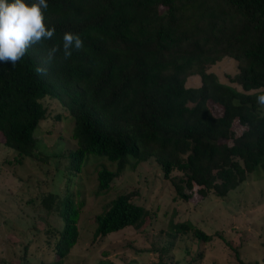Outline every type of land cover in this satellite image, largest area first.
<instances>
[{
    "label": "trees",
    "instance_id": "1",
    "mask_svg": "<svg viewBox=\"0 0 264 264\" xmlns=\"http://www.w3.org/2000/svg\"><path fill=\"white\" fill-rule=\"evenodd\" d=\"M48 5L45 16L55 36L34 45L14 66L0 63V145L16 152L17 162L40 157L34 130L47 118L43 99L49 97L63 104L74 124L70 171L78 173L90 154L115 164L98 166L96 195L107 194L126 168L149 158L165 177L177 171L170 177L175 193L192 203L210 194L225 197L248 174L264 169V108L256 101L264 94V0ZM67 31L82 37L84 50H74L68 60L57 53L47 75H40L36 68L47 49L62 45ZM225 57L236 62L227 82L211 70ZM193 74L200 84L186 86ZM78 195L66 196L62 209L57 193L42 198L46 209L54 207L62 217L61 226L47 230L56 236L54 264H63L78 240L84 206ZM136 195L137 190L118 193L93 215L94 238L151 225L156 211L135 202ZM170 224L174 236L191 232L200 243L211 239L190 220ZM235 254L238 264H247ZM202 259L200 250L188 264Z\"/></svg>",
    "mask_w": 264,
    "mask_h": 264
},
{
    "label": "rangeland",
    "instance_id": "2",
    "mask_svg": "<svg viewBox=\"0 0 264 264\" xmlns=\"http://www.w3.org/2000/svg\"><path fill=\"white\" fill-rule=\"evenodd\" d=\"M211 70L227 82L236 72V62L225 57ZM199 84L197 74L186 79V86ZM43 104L47 118L34 130L39 158L27 157L19 163L16 152L0 145V264H54L56 236L47 230L50 225L61 226L62 217L58 209L42 205L49 192L60 197V209L65 197L77 192L84 202L78 240L63 257V264H188L200 250L203 259L198 264H238L236 250L247 264H264V169L248 174L225 197L210 194L192 203L175 193L170 177L177 171L165 177L161 166L149 158L126 168L111 182L107 194L96 195L98 166L103 163L114 169L115 164L90 154L78 173L71 172L74 124L57 99L46 97ZM130 190H137L135 202L156 211L151 225L141 232L127 226L94 238L93 215L102 212L118 193ZM185 220L211 239L200 243L191 232L174 236L170 223Z\"/></svg>",
    "mask_w": 264,
    "mask_h": 264
},
{
    "label": "clouds",
    "instance_id": "3",
    "mask_svg": "<svg viewBox=\"0 0 264 264\" xmlns=\"http://www.w3.org/2000/svg\"><path fill=\"white\" fill-rule=\"evenodd\" d=\"M48 0H0V63L13 66L22 60L34 45H43L56 33L55 26H49L45 12ZM85 42L71 31L63 34L62 45L55 44L47 49L43 63L36 68L40 75H47L48 65L62 51V59L68 60L73 51H82ZM257 104L264 108V94L258 95Z\"/></svg>",
    "mask_w": 264,
    "mask_h": 264
}]
</instances>
